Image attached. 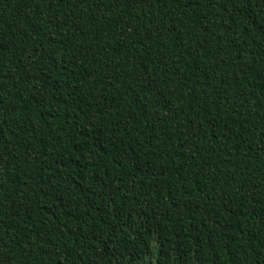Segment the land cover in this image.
<instances>
[{
  "label": "trees",
  "instance_id": "1",
  "mask_svg": "<svg viewBox=\"0 0 264 264\" xmlns=\"http://www.w3.org/2000/svg\"><path fill=\"white\" fill-rule=\"evenodd\" d=\"M0 264H264V0H0Z\"/></svg>",
  "mask_w": 264,
  "mask_h": 264
}]
</instances>
